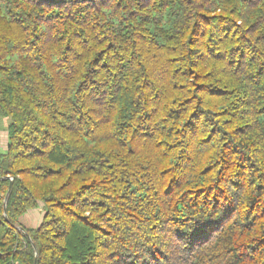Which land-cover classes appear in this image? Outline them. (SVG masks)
Masks as SVG:
<instances>
[{"label":"trees","instance_id":"16d2710c","mask_svg":"<svg viewBox=\"0 0 264 264\" xmlns=\"http://www.w3.org/2000/svg\"><path fill=\"white\" fill-rule=\"evenodd\" d=\"M0 117V264H264V0H0Z\"/></svg>","mask_w":264,"mask_h":264},{"label":"rangeland","instance_id":"374dc122","mask_svg":"<svg viewBox=\"0 0 264 264\" xmlns=\"http://www.w3.org/2000/svg\"><path fill=\"white\" fill-rule=\"evenodd\" d=\"M5 122H6V119L3 117H0V139H1V136H4V135L7 136ZM1 144L2 143L0 142V145ZM0 150H2L1 147H0ZM41 217H42V211L40 208L32 209L30 211H27L22 216L21 222L23 223V226L25 227H35L39 224Z\"/></svg>","mask_w":264,"mask_h":264},{"label":"crops","instance_id":"0c3cea01","mask_svg":"<svg viewBox=\"0 0 264 264\" xmlns=\"http://www.w3.org/2000/svg\"><path fill=\"white\" fill-rule=\"evenodd\" d=\"M6 141H7V136H6V135L1 136L0 142H1L2 144H1L0 146H5Z\"/></svg>","mask_w":264,"mask_h":264},{"label":"water","instance_id":"95a60500","mask_svg":"<svg viewBox=\"0 0 264 264\" xmlns=\"http://www.w3.org/2000/svg\"><path fill=\"white\" fill-rule=\"evenodd\" d=\"M11 185H12V182H10V184H9V189H10ZM3 208L5 209V202H4ZM20 228H21V227H19V229H20Z\"/></svg>","mask_w":264,"mask_h":264}]
</instances>
